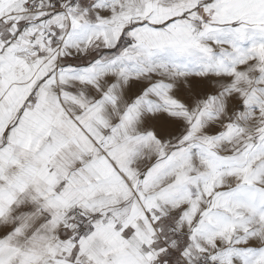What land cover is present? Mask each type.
<instances>
[{"label": "snow or ice", "instance_id": "snow-or-ice-1", "mask_svg": "<svg viewBox=\"0 0 264 264\" xmlns=\"http://www.w3.org/2000/svg\"><path fill=\"white\" fill-rule=\"evenodd\" d=\"M0 264H264V0H0Z\"/></svg>", "mask_w": 264, "mask_h": 264}]
</instances>
